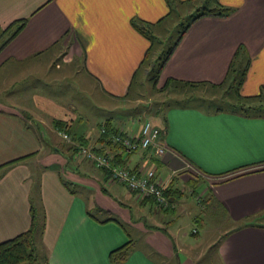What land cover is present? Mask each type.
<instances>
[{"label": "crops", "instance_id": "obj_1", "mask_svg": "<svg viewBox=\"0 0 264 264\" xmlns=\"http://www.w3.org/2000/svg\"><path fill=\"white\" fill-rule=\"evenodd\" d=\"M169 1L0 0V95H9L0 97V242L27 231L36 209L45 218L41 241L49 264H197L207 251L211 264H264V223L257 221L264 220V116L206 103L150 115L161 129L165 153L138 149L125 152L124 159L131 169L153 167L169 180L170 205L160 209L153 200L138 199L124 185L110 182L107 171L93 161L79 158L69 148V143L80 145L73 136H83L85 145L97 151L100 124L76 133L74 126L82 120L77 105L60 103L40 89L51 76H75L90 78L92 88L100 86L110 99L127 97L151 48L132 19L159 26L170 16ZM219 1L233 7V14L192 23L164 63L160 81L223 85L243 46L239 63H249L241 94L258 95L264 90V0ZM55 119L73 130L68 146ZM117 125L137 133L141 124ZM72 154L82 163L78 167L91 174L66 170ZM65 173L73 182L94 186L97 209L108 217L89 211L87 199L65 186ZM201 180L208 187L194 195L197 204L212 212L220 209L231 225L219 241L199 250L172 231L167 217L178 207L196 213L193 200L183 195L185 187L195 194ZM198 218L203 220L202 215L193 219ZM130 241L127 258L112 263L110 253Z\"/></svg>", "mask_w": 264, "mask_h": 264}, {"label": "rangeland", "instance_id": "obj_2", "mask_svg": "<svg viewBox=\"0 0 264 264\" xmlns=\"http://www.w3.org/2000/svg\"><path fill=\"white\" fill-rule=\"evenodd\" d=\"M202 2L203 0H192L191 2L179 5L171 16L159 26L154 27L153 32L157 39L155 38L153 47L145 59L144 65L134 78L133 85L127 97L110 99L109 96L102 91L100 86L97 85L94 89L92 88L90 85V78H77L73 76L65 79L63 75L48 77L47 86H40L42 93L60 103L66 105L74 103V105H77L75 112H80L82 120L76 123L74 131L79 134L93 130L107 118L113 119L116 124L128 125V127L136 128L137 126L139 127L140 124L142 125L144 121L149 120L150 115H155V111L164 112L166 107L200 103H206L207 107L209 104L215 108L231 107L235 101V94L226 92L230 85L229 82L217 87L209 86L204 88L186 85L181 86L174 83L166 85L167 82L163 83L160 81V76L156 82L151 78L159 68V64L162 61L161 56H164V53L176 43L184 27L189 24V15L195 13L196 8ZM22 85L21 83L17 86V89L21 91ZM13 89L14 86L11 88V91ZM8 96L7 92H3L0 95L2 99H8ZM63 142L65 146H68L67 144L69 142L64 139ZM71 156V161H69L67 167H65L66 170L75 168L78 172L83 174H85L84 172H88L85 168H82L83 166L80 168L78 167L82 164L78 161L80 160V157L77 158L78 155L72 154ZM84 161H86V159H84ZM63 171L65 170L63 169ZM95 173H98V171L95 170ZM68 175L69 174L65 173L64 177L69 179L67 178ZM73 183V189L87 199L89 211H92L93 214L100 218L105 219L108 217L107 211H100L97 209L94 196L95 188L93 185L83 184L81 182L77 183L75 181ZM118 186L125 189L121 185ZM187 186L190 188L191 185ZM205 187L207 188L208 184L202 180L196 185L195 194L185 187L183 198L188 201L193 200L196 206V213L192 214L187 208L178 207L176 214L167 217L169 220H172L170 226L174 233L179 236L184 235V240L186 242L188 239L191 240V244L189 245L192 249L201 250L208 241H219L231 225L220 209L212 212L211 210L205 209V206L203 208H200L201 206L199 207L195 196L198 197V194ZM204 197L207 198L208 194ZM206 208H208V206H206ZM199 212H201V214H199ZM195 215H202L203 220L201 222L195 221L193 219ZM257 221L264 223L263 219H257ZM194 228L200 231L199 235L192 234ZM37 247L40 254L44 253L39 237ZM157 255L158 256H155L159 257L160 260H164V256L159 253H157ZM200 255V258H197V264H211L210 258L212 254H210V252H202Z\"/></svg>", "mask_w": 264, "mask_h": 264}, {"label": "trees", "instance_id": "obj_3", "mask_svg": "<svg viewBox=\"0 0 264 264\" xmlns=\"http://www.w3.org/2000/svg\"><path fill=\"white\" fill-rule=\"evenodd\" d=\"M191 1L192 0H188V1L170 0L169 2H170L171 9H170L169 15L171 16V14L174 12V10L179 5H183ZM234 11L235 9L233 7L226 6L222 4L219 0H203V2L200 5H198V7L196 8L195 13L189 15V24L184 27V30L181 32V35L176 41V43L168 51H166V53H164V56H161L162 61L159 64V68L158 70H156L155 74L151 77L153 81L156 82L158 80V77L160 76V72L162 70L164 63L172 55L174 48L178 45L179 41L181 40L183 35L186 33V31L189 29V27L192 25V23H194L196 20L200 19L201 17H206V16L229 17L233 14ZM24 24H25V21L22 22V26L20 27V29L24 26ZM132 24L136 28L137 31H139L142 35H144L146 38H148L151 41V48H150L151 50L153 47L155 38L157 39V37L155 36L153 32V29L156 24L149 23V22L140 20L138 18H133ZM243 53H244V48L243 46H240L239 52L236 57L237 59L235 61V67L233 66V68H231V73L227 81L229 82L230 85L226 92L234 93L235 101L233 102L231 107H216V108L217 109L226 108V109H232L234 111L245 113V114L264 116V90H262L260 94L255 95V96H243L241 94V86L246 77L247 66L249 63L248 61L246 66L244 67L239 63L240 55ZM172 81L174 80H168L167 84H170V83L179 84V83L172 82ZM208 107L212 108L213 106L209 104ZM54 123H55L54 125L58 129L66 130L70 134L73 132L71 126L63 120L55 119ZM102 128H104V131H102ZM126 134L127 132L122 130L120 126H118L114 122L113 119L111 118L106 119L104 122L100 123L99 140L102 143V147L97 149V151L105 154L108 150H111L112 153L114 154L113 161L116 164H121V165L126 166L125 165L126 161L124 159V153L127 152V150L121 143H115L114 141V139L117 136H120V135L125 136ZM73 138L74 140L79 142L80 145L84 146L86 143L85 142L86 139L83 136H81L80 138H76L74 135ZM69 145H70L69 148L72 149L75 153L78 151V148L76 145H73L70 143ZM69 158H72V156H69ZM62 178H63V182L65 186L70 191L74 192L75 189H73L72 187V184L74 183L70 180H67L64 176H62ZM102 190L107 192L106 188H102ZM172 192H173L172 187L168 186L166 190L167 196H169L170 193L172 194ZM147 199H151L155 201L152 198H147ZM143 200H146V199H143ZM199 219L200 218H198V220ZM45 225H46L45 218L42 217L38 213V211L35 209L33 213V217H32L31 227L27 231L17 235L16 237L12 239L0 242V264H49L46 251L41 241L42 236L45 231ZM247 225H249L248 222L244 224V226H247ZM244 226H241V227H244ZM38 237L40 238V242H41V245L44 251V253L42 254H40V252L38 251V247H37ZM131 245H132V241H130L125 246H122L120 248L113 250L110 253L111 262L119 263L121 261H124L129 255ZM177 264H181V263L178 261Z\"/></svg>", "mask_w": 264, "mask_h": 264}, {"label": "built area", "instance_id": "obj_4", "mask_svg": "<svg viewBox=\"0 0 264 264\" xmlns=\"http://www.w3.org/2000/svg\"><path fill=\"white\" fill-rule=\"evenodd\" d=\"M102 131H104V128H102ZM59 133L65 141L73 142L72 135L66 130H60ZM114 141L115 143H121L127 152L153 148L157 154L163 155L166 151V145L161 139V129L151 120L144 121L139 132H127L125 136H117ZM77 147L79 157L93 161L98 167L104 168L108 172L110 182L124 185L138 199H154L160 209L169 207L170 200L166 194L169 180L158 176L155 168L134 170L116 164L113 161L114 154L111 150L103 154L83 145H77ZM196 232L197 230H194V233Z\"/></svg>", "mask_w": 264, "mask_h": 264}]
</instances>
